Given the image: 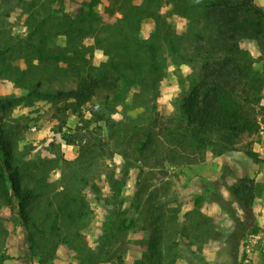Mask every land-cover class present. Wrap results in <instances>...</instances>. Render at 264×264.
<instances>
[{"label":"rangeland","instance_id":"obj_1","mask_svg":"<svg viewBox=\"0 0 264 264\" xmlns=\"http://www.w3.org/2000/svg\"><path fill=\"white\" fill-rule=\"evenodd\" d=\"M44 1L12 0L0 4L2 46L12 36H29L25 22L28 6ZM112 1L56 0L50 4L51 9L61 8L69 14L73 43L84 55L78 61L80 68L101 66L106 60L102 49L93 47L87 34L92 18L88 14L99 23L115 21L121 15L112 10ZM142 1L132 0L135 4ZM248 3L238 12V45L251 55L254 69L264 80V0ZM187 11L191 20L177 13L171 4L161 6L158 13L165 14L167 22L161 26L169 31L165 33L182 34L187 24L201 20V7ZM154 26L150 17L143 19L138 36L157 39L153 36ZM57 29L58 18L49 17L35 35V42L41 38L46 45H61L65 38L56 33ZM165 33L161 31L159 36ZM7 50L8 54L12 51V57H0V67L2 59L21 67H25L26 59L32 66L42 64L30 47L8 45ZM73 64L61 63L66 68ZM200 65L202 60L199 62L196 54L180 59L160 47L158 70L153 74L157 88L152 92L148 87L136 86L126 94L122 92L126 104H114V108L106 104L107 95H96L81 107L83 119H90L88 123L79 120L68 103L35 95L30 102L17 100V104L25 101L31 107L26 114H12L9 107L0 109V130L6 140L15 144L14 164L19 168L21 184L38 194L30 207L31 239L23 244L21 226L8 206L0 202V264H78V260L89 257V264H120L115 258L100 262L103 256L96 244L108 205L95 193L110 194V177L118 179L121 173L125 181L121 196L125 206L133 204L130 211L134 218L126 237L127 250H121V264H139V260L156 264L145 261L144 254L150 246L160 251L159 264H264V139L260 138L264 110L253 107L259 130L240 137L230 150L216 154L212 146L199 149L189 144L180 136L185 133L180 107L200 78ZM3 80L6 79H0V100L8 94L7 85H1ZM62 84L66 88L76 86L73 79H64ZM39 85L46 87L42 79ZM14 90L18 95L24 93L17 85ZM134 93L139 96L132 97ZM260 105L264 108V83ZM88 109L101 119L90 116ZM144 126L155 135L166 127L177 134L169 135V139L167 133L154 136L153 145L137 153L128 137L131 128ZM84 145L87 148L82 149ZM241 176L253 181L254 199L249 212L238 206L229 190ZM207 188L217 189L221 203L208 198Z\"/></svg>","mask_w":264,"mask_h":264},{"label":"trees","instance_id":"obj_2","mask_svg":"<svg viewBox=\"0 0 264 264\" xmlns=\"http://www.w3.org/2000/svg\"><path fill=\"white\" fill-rule=\"evenodd\" d=\"M10 1L12 0H0V4ZM55 1L31 3L28 6L30 9L28 17L25 19L29 38L12 36L5 40L3 46L0 44V57L3 59L6 58V54L10 59L12 57V51L8 54V45L14 48L20 46V49L21 46H27L34 51L38 62L42 63L39 66H32L30 60L26 59L25 67H21L17 66V63L11 64L12 61L4 62L2 59L0 79L11 80L14 85L23 89L24 93L5 95L0 100V109L13 108L20 98L30 102L31 96L35 95L49 98L51 101L68 103L72 113L79 120L88 123L90 119L86 117L83 119L81 107L96 95L100 93L107 95L109 100L106 104L114 108L117 104L122 106L126 104V98H123L122 92L126 94L136 86L148 87L152 92L157 88V82L154 80L156 77H153V74L158 70L159 48L164 46L172 56H178L180 59L192 58L196 54L199 62L202 60V65L199 66L200 78L185 96L180 107L181 122L185 132L180 136L186 138L189 144L199 149L212 146L216 149V154H220L232 149L240 137L259 130L260 123L252 115V109L258 106L264 110L260 105L264 80L254 69L251 55L239 47L237 40L238 12L248 5L250 0H194L191 2L188 0H143L138 4L133 3L132 0H113L112 10L118 11L121 15L115 21L99 23L94 15L88 14L92 18L88 21L87 30L90 29V31L87 34L93 40V47L102 49L106 60L101 66L94 67L90 64L84 69L78 64L79 59L84 58V55L73 43L72 21L69 14L61 8L60 10L51 9L50 4H54ZM167 4H171L177 13L188 20L191 19L187 15V10L201 7L202 18L187 24L186 32L182 34H167L165 32L169 31L163 27L167 24L165 14L158 13V9ZM53 16L58 18L59 23L56 33L62 34L65 42H61V45L54 43L46 45L41 38L35 42V35L39 34L44 21ZM147 17L154 20L156 34L154 33L153 36H158L157 39L144 40L138 36L140 24ZM78 18L81 20L82 17ZM161 31H164V37L159 36ZM69 62L74 64L68 68L61 65V63ZM41 79L46 87L39 85ZM64 79H73L76 86L64 87L62 84ZM119 87L121 90L117 91ZM135 96L138 97L139 94L132 95V97ZM23 104L29 105L25 101ZM87 111L90 116H96V120L101 119V116L92 109ZM110 121L117 125L123 124L120 121ZM166 128L155 135L147 126L139 129L133 127L128 140L132 141L135 152H142L149 144L153 145L151 142L154 136L167 133L168 139L170 136L175 137L177 133ZM77 129H79L78 126L75 127V131ZM0 133V202L8 206L10 213L21 226L23 244L31 239L30 207L38 194L29 187L23 188L19 168L14 164L15 144L3 137L2 130ZM68 142L73 143V140ZM83 148L87 146L84 145ZM124 182L122 173L118 179L112 175L110 177L111 193L105 196L95 193L97 199L103 198L108 205L102 233L96 244V249L102 252L101 263L115 258L121 264L122 252L127 250L126 237L134 218L130 211V206L133 204L125 206L124 198L121 196V187ZM206 190L210 194L209 199L221 203L222 199L217 189L211 191L207 188ZM229 190L238 206L249 212L254 199L252 179L241 176L230 185ZM237 220L240 222L239 219ZM153 232L156 233L157 229L153 228ZM27 251L30 252L29 247ZM144 258L148 263L159 264L161 253L150 246V251L144 254ZM88 259L86 261L80 259L78 264L79 262L89 264L91 259L90 257ZM139 262L143 264L142 261L139 260Z\"/></svg>","mask_w":264,"mask_h":264},{"label":"crops","instance_id":"obj_3","mask_svg":"<svg viewBox=\"0 0 264 264\" xmlns=\"http://www.w3.org/2000/svg\"><path fill=\"white\" fill-rule=\"evenodd\" d=\"M2 86L3 85H7V87H8V94H10V93H16V90H14V84H13V82L12 81H10V80H3V83L1 84ZM6 94V93H5ZM30 110H31V107L30 106H28V105H25V104H23V103H20V104H16L15 106H13V108L11 109V113L13 114L14 112V114H17V113H27V112H30ZM261 132H263V131H261ZM260 138H263L264 139V132L262 133V135L260 136Z\"/></svg>","mask_w":264,"mask_h":264}]
</instances>
